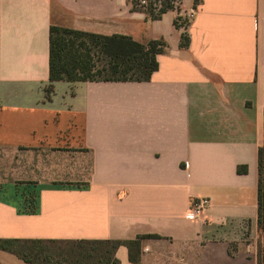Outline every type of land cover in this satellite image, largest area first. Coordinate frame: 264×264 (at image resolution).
I'll use <instances>...</instances> for the list:
<instances>
[{
  "label": "crops",
  "instance_id": "1",
  "mask_svg": "<svg viewBox=\"0 0 264 264\" xmlns=\"http://www.w3.org/2000/svg\"><path fill=\"white\" fill-rule=\"evenodd\" d=\"M191 9L177 28L179 12L151 20L133 0H0V147L69 146L85 164L83 186L1 188L0 239L152 235L140 264H257L264 0ZM53 25L168 48L149 82H51ZM195 198L210 200L198 220ZM0 263L31 264L1 249Z\"/></svg>",
  "mask_w": 264,
  "mask_h": 264
},
{
  "label": "trees",
  "instance_id": "2",
  "mask_svg": "<svg viewBox=\"0 0 264 264\" xmlns=\"http://www.w3.org/2000/svg\"><path fill=\"white\" fill-rule=\"evenodd\" d=\"M162 0L155 11L152 4L145 10L133 0L134 8L146 12L151 20H159L174 11L171 2ZM198 3V0H196ZM177 28L189 24L181 17L175 20ZM190 39L183 33L181 46L187 48ZM168 44L164 39L139 42L127 35H100L80 30L51 26L49 69L51 82H149L159 69L158 56ZM100 62V63H99ZM246 172L247 168H239ZM258 229L257 264H264V145L258 150ZM158 236L143 235L122 240H3L0 249L11 252L31 264H121L117 250L125 246L129 260L141 263L143 241ZM2 264V263H0Z\"/></svg>",
  "mask_w": 264,
  "mask_h": 264
},
{
  "label": "rangeland",
  "instance_id": "3",
  "mask_svg": "<svg viewBox=\"0 0 264 264\" xmlns=\"http://www.w3.org/2000/svg\"><path fill=\"white\" fill-rule=\"evenodd\" d=\"M83 163L78 150L69 146L0 147V189L20 188L30 193L41 186H83Z\"/></svg>",
  "mask_w": 264,
  "mask_h": 264
},
{
  "label": "built area",
  "instance_id": "4",
  "mask_svg": "<svg viewBox=\"0 0 264 264\" xmlns=\"http://www.w3.org/2000/svg\"><path fill=\"white\" fill-rule=\"evenodd\" d=\"M184 0H173L171 2L175 11L179 12L178 15L182 19L186 20L188 24L194 19L196 10L191 9L187 14L181 13V7ZM138 6L147 9L151 4L154 10L157 12L162 7V0H136ZM210 206V200L208 198H195L191 201L187 216L189 219L198 220L203 217L206 210Z\"/></svg>",
  "mask_w": 264,
  "mask_h": 264
}]
</instances>
